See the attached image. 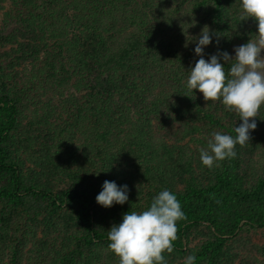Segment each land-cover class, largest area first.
Masks as SVG:
<instances>
[{
    "label": "trees",
    "instance_id": "1",
    "mask_svg": "<svg viewBox=\"0 0 264 264\" xmlns=\"http://www.w3.org/2000/svg\"><path fill=\"white\" fill-rule=\"evenodd\" d=\"M242 15L241 0H0V264H119L107 231L164 189L187 216L168 264H264V106L209 169L200 148L242 121L186 87L204 27L206 60L258 34ZM105 180L125 204L96 202Z\"/></svg>",
    "mask_w": 264,
    "mask_h": 264
},
{
    "label": "clouds",
    "instance_id": "2",
    "mask_svg": "<svg viewBox=\"0 0 264 264\" xmlns=\"http://www.w3.org/2000/svg\"><path fill=\"white\" fill-rule=\"evenodd\" d=\"M241 20L254 18L258 34L247 43L234 48V58L228 52L204 59V47L212 43L206 26L202 29L194 49L200 57L190 69L186 87L198 90L204 100L221 101L229 111L238 114L242 121L235 127V136L214 131L207 148H200V160L209 169L218 162L235 158L236 145L245 146L251 140V131L257 128L256 117L264 106V0H241ZM222 58L230 65L228 72ZM128 186H118L105 180L96 202L110 208L128 201ZM177 196L168 189L160 191L147 210L129 211L122 222L113 224L107 231L108 249L119 258V264H168L165 253L174 251L178 239L177 222L186 220ZM196 256L185 258V264H195Z\"/></svg>",
    "mask_w": 264,
    "mask_h": 264
}]
</instances>
